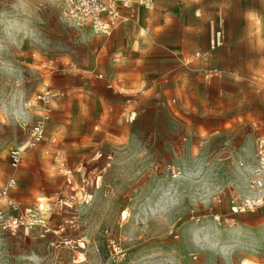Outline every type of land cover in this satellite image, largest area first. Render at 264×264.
<instances>
[{
    "label": "rangeland",
    "instance_id": "rangeland-1",
    "mask_svg": "<svg viewBox=\"0 0 264 264\" xmlns=\"http://www.w3.org/2000/svg\"><path fill=\"white\" fill-rule=\"evenodd\" d=\"M130 4L107 35L60 0H0V183L14 175L9 198L44 197L51 225L83 241L0 229V264H264V207L231 210L264 138V0ZM38 95L51 110L29 149ZM200 229L215 248L193 243Z\"/></svg>",
    "mask_w": 264,
    "mask_h": 264
},
{
    "label": "built area",
    "instance_id": "built-area-1",
    "mask_svg": "<svg viewBox=\"0 0 264 264\" xmlns=\"http://www.w3.org/2000/svg\"><path fill=\"white\" fill-rule=\"evenodd\" d=\"M64 16L73 24L79 27H86L95 34H109L114 25L127 20L121 14V7H130V0H60ZM38 99L43 105V110L39 114L28 131L26 147L36 148L45 136V123L49 119L50 98L46 95H38ZM8 164L12 169L20 166L23 158V151L13 146L7 152ZM16 185L14 175L7 176L0 183V229L16 231H35L37 237L48 240V244L55 248H76L83 246V241L76 240L70 236L59 233L60 227L54 228L48 217H43L37 209H23L11 198L10 191ZM84 201V197H81ZM80 197L76 194H69L66 197H58L55 203L59 206L72 207ZM40 201V198L38 199ZM264 207V138H256L254 164L250 171L244 193L237 197V201L232 204L233 213L254 212Z\"/></svg>",
    "mask_w": 264,
    "mask_h": 264
},
{
    "label": "clouds",
    "instance_id": "clouds-1",
    "mask_svg": "<svg viewBox=\"0 0 264 264\" xmlns=\"http://www.w3.org/2000/svg\"><path fill=\"white\" fill-rule=\"evenodd\" d=\"M4 114L5 113H0V119L4 118ZM12 115H14L17 119L26 116V114L19 107H17L16 111L13 112ZM202 232L203 235H201ZM193 243L196 244L197 246L207 245L210 248H215L217 246V243L213 240L211 234L205 229L197 230V232L193 234ZM221 250L226 251L225 249H221Z\"/></svg>",
    "mask_w": 264,
    "mask_h": 264
},
{
    "label": "crops",
    "instance_id": "crops-1",
    "mask_svg": "<svg viewBox=\"0 0 264 264\" xmlns=\"http://www.w3.org/2000/svg\"><path fill=\"white\" fill-rule=\"evenodd\" d=\"M40 198V201H38V199ZM45 199L44 197H38L37 198V204L36 206H34L33 209H37L39 205H41V210H39L40 214L43 216V217H49L50 214H47L48 212L50 213V208L48 207L47 208V203L44 202ZM261 209V208H260ZM259 210V209H258ZM59 227V226H58Z\"/></svg>",
    "mask_w": 264,
    "mask_h": 264
}]
</instances>
